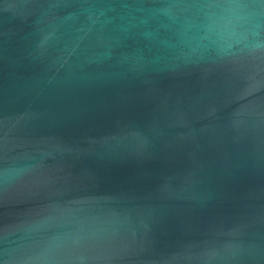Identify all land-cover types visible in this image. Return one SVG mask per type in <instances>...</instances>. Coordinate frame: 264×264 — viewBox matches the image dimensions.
Masks as SVG:
<instances>
[{"label":"water","instance_id":"1","mask_svg":"<svg viewBox=\"0 0 264 264\" xmlns=\"http://www.w3.org/2000/svg\"><path fill=\"white\" fill-rule=\"evenodd\" d=\"M0 264H264V0H0Z\"/></svg>","mask_w":264,"mask_h":264}]
</instances>
